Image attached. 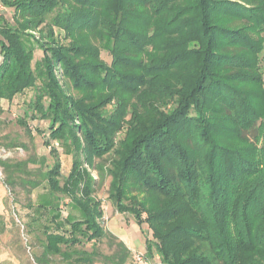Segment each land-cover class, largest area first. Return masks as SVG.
Instances as JSON below:
<instances>
[{
  "label": "trees",
  "instance_id": "16d2710c",
  "mask_svg": "<svg viewBox=\"0 0 264 264\" xmlns=\"http://www.w3.org/2000/svg\"><path fill=\"white\" fill-rule=\"evenodd\" d=\"M0 5L13 11L0 15V117L2 101L33 90L17 122L30 134L28 120L46 121L54 157L0 159L13 190L48 186L29 205L38 264L129 262L102 224L107 178L116 211L152 233L146 258L264 264V0ZM54 143L71 159L66 177ZM66 201L79 216L63 217Z\"/></svg>",
  "mask_w": 264,
  "mask_h": 264
},
{
  "label": "rangeland",
  "instance_id": "374dc122",
  "mask_svg": "<svg viewBox=\"0 0 264 264\" xmlns=\"http://www.w3.org/2000/svg\"><path fill=\"white\" fill-rule=\"evenodd\" d=\"M0 15L12 22L13 11L0 5ZM102 59L111 63L110 54L102 50ZM42 58L39 49L35 51V60ZM1 62V57H0ZM264 65V61L262 62ZM34 91L28 90L25 94L16 97L13 102L2 101L1 106L4 114L0 117V159L10 160L11 162L25 161L31 157L40 159L45 157L48 164L53 163L54 157L51 149L45 145L49 136L48 123L46 121H30L28 125L31 133L29 134L17 121L22 119L23 111L29 101L33 98ZM38 130L44 132L39 133ZM9 144L19 147L9 148ZM60 154L62 161V174L66 177L71 168V159L63 154V148L59 143H54ZM35 168V166H30ZM37 167V166H36ZM94 175L97 174L94 172ZM6 172L0 167V216L5 224V231L0 234V264H38L35 255L41 253L40 243L36 238V230H31L32 215L34 210L29 205H37L39 201L50 199L49 190L46 183L31 192V195L21 188L14 190L6 184ZM110 178H107L97 190L96 197L102 202L104 217L102 224L105 230L117 240L125 243L131 251V259L127 264H141L138 258L144 260L145 264H161L159 257L146 258V242L152 239V233L147 225L139 226L133 217L128 214H119L113 204L108 199ZM61 209L63 217L69 214L79 216L78 211L66 201ZM98 249L104 254H113L115 246L109 244L108 239H104L97 244ZM91 249V244L87 245ZM56 264H63L56 261ZM100 264V263H97Z\"/></svg>",
  "mask_w": 264,
  "mask_h": 264
},
{
  "label": "built area",
  "instance_id": "2783aa9c",
  "mask_svg": "<svg viewBox=\"0 0 264 264\" xmlns=\"http://www.w3.org/2000/svg\"><path fill=\"white\" fill-rule=\"evenodd\" d=\"M139 262H141V264H145L144 260L141 258H138Z\"/></svg>",
  "mask_w": 264,
  "mask_h": 264
}]
</instances>
